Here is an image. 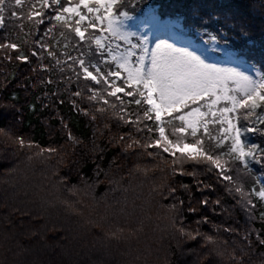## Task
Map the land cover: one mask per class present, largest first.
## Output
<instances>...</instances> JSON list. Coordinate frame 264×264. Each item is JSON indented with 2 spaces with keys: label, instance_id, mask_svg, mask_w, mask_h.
I'll return each instance as SVG.
<instances>
[{
  "label": "trees",
  "instance_id": "obj_1",
  "mask_svg": "<svg viewBox=\"0 0 264 264\" xmlns=\"http://www.w3.org/2000/svg\"><path fill=\"white\" fill-rule=\"evenodd\" d=\"M14 2L5 0L0 44H19L28 61L16 59L12 49L0 48V264H240L241 260L243 264H264V245L260 243L264 239V199L259 196L264 189L260 151L264 150V102L251 114L244 110L228 114L242 129H255L242 136L245 150L259 146L253 150L256 159L248 157L245 167V162L228 154L232 133L227 134L217 151H223V159L231 162L229 174L234 183H229L216 169L208 171L206 165L188 159L181 163L178 149L165 153L155 145L160 138L158 124L174 141L173 128L180 125L174 117L198 105L163 113L157 122L144 116L146 103H130L133 98L123 92L117 93L120 99L110 96L108 92L114 88L96 85L90 78L93 89L82 86L84 76L72 69L73 60L83 52L77 53L78 43L69 35L73 32L47 15L42 23L38 17L29 19V13L40 10L38 0H21V5ZM193 2L142 0L137 11L146 4ZM222 2L240 6L249 14L254 25L249 55L259 67L264 63V0ZM77 3L71 0V6ZM90 6L104 14V4L90 0ZM81 11L95 18L87 9ZM65 15L75 25L78 17ZM164 18L176 23L175 17ZM106 24L97 22L95 29L87 22L81 25L87 28V35L100 37L106 45L97 50L91 44L103 55H89L104 73L116 70L111 56H119L127 48L100 32ZM182 27L183 21L177 30ZM32 52L37 55L32 57ZM110 80L124 87V92L131 91L122 78ZM76 92L80 95H74ZM94 92L95 98H90ZM226 104L222 100L212 108L217 117L209 113L201 118L218 137L225 136L220 129L228 127L219 122V109ZM200 110L208 113L207 106ZM198 136L207 140L202 127ZM185 142H193L190 129L184 134ZM147 144L153 146H143ZM49 148L55 151L49 152ZM42 171L48 177L43 184L39 181ZM237 187L243 195L235 191ZM204 200H208L207 206ZM136 225L142 228L137 238ZM181 227L182 233L178 231Z\"/></svg>",
  "mask_w": 264,
  "mask_h": 264
},
{
  "label": "snow or ice",
  "instance_id": "obj_2",
  "mask_svg": "<svg viewBox=\"0 0 264 264\" xmlns=\"http://www.w3.org/2000/svg\"><path fill=\"white\" fill-rule=\"evenodd\" d=\"M91 2L96 5L104 4V14L100 15L99 8L90 6V0H78L76 6H71V0H38L40 10L29 13L28 18L38 17L42 23L43 17L47 15L50 20L61 22L63 27L74 32L75 36L79 37L81 47L87 41L89 45L94 43L97 50L104 49L106 45L98 36L86 37L87 28H82L81 25L87 22L88 27L95 29L97 22L107 21L106 29L109 35L118 38L127 45V48L119 56H111L116 70L106 73L102 72L99 64L94 63L92 56L82 53L87 59L80 58L74 62L79 64L84 79L90 78L96 85L103 83L114 88L108 95L117 99H120L117 93L123 92L125 96L133 98L130 103L134 102L138 106L146 103L148 108L144 110V116L149 120L154 117L157 122L161 121L162 113L171 114L179 112L181 108L188 109L190 104L198 105L185 114L174 117L180 121V125L173 128V135L176 137L174 141L167 138L165 127L158 124L160 138L155 141V145L163 148L165 153L173 148L178 149L181 155L177 160L181 163L188 159L195 161L196 164H204L208 171L218 170L217 175L222 180L234 183L233 177L229 174L231 162L223 159L225 156L223 151H217L228 138L227 134L232 133L228 154L232 155L234 160L245 162V167L248 157L256 159V152L253 150L259 149V146L251 145L248 151L245 150L242 136L244 132L255 129H242L228 119V114L239 110L251 114L264 102V63L257 67L250 59L249 53L254 44L251 34L254 25L249 22L247 11L240 6L225 4L222 0L219 3L216 0L210 2L194 0L190 4L172 3L156 7L146 4L139 11L137 9L142 0H107V3L105 0H91ZM15 4L21 5V0H15ZM114 6L117 7L114 9ZM81 8L87 9L95 18L90 19L82 14ZM45 9L50 11L46 12ZM5 10V0H0V26L4 23ZM10 14L17 15L15 11H10ZM65 14L78 17L74 21L75 27L69 24V17ZM164 17H175L176 23ZM181 21L183 27L177 30ZM60 35L65 34L61 32ZM0 48L12 49L17 53L16 59L28 61V56L15 42L0 44ZM89 52H93V55H103V52H95L91 47ZM32 55L36 56L37 53L32 52ZM48 55L56 59L54 52L49 51ZM56 63L59 64V60ZM90 69H94L97 75ZM121 73L124 74L123 77ZM110 78H122L131 91L124 92V89L117 87ZM74 95L79 96L80 93L76 92ZM95 95L94 92L90 98H95ZM137 96L140 99H137ZM222 100L227 104L219 109V122L221 125L227 123L228 127H222L220 131L226 135L218 137L209 132L207 122L201 118L209 113L212 117H217V112L212 111V108ZM200 101L204 104L199 105ZM104 103L108 101L105 100ZM203 106H207L208 113L201 112L200 108ZM127 122L134 123L131 120ZM200 127L203 128L207 140L198 136ZM189 129L193 142L183 143L184 134ZM148 131L152 129L149 128ZM69 139L72 137L69 136ZM138 143L139 141L133 142ZM20 144H24L23 139L20 140ZM187 148L193 149L194 152L185 153L184 149ZM48 151L53 152L55 149L49 148ZM260 151L261 157L264 158V150ZM172 155L175 156V152H172ZM177 160H173V164H176ZM235 191L243 195L241 187H237ZM259 196L264 199V189L259 191ZM202 203L207 206L209 202L204 200ZM215 203L219 205L220 201L217 200ZM178 231L182 233L183 227ZM260 243L264 245V239H261ZM240 264H243V260Z\"/></svg>",
  "mask_w": 264,
  "mask_h": 264
},
{
  "label": "rangeland",
  "instance_id": "obj_3",
  "mask_svg": "<svg viewBox=\"0 0 264 264\" xmlns=\"http://www.w3.org/2000/svg\"><path fill=\"white\" fill-rule=\"evenodd\" d=\"M15 3V2H14ZM73 27H75V25H73ZM61 30H63V29H61ZM100 32L101 33H103L104 35H105V37L106 38H110V39H118V38H115L114 36H111V35H109V32L107 31V29L105 28V29H102V30H100ZM73 34L74 35H71V34H69L72 38H74L76 41H77V43H78V46H77V53H79L80 51H83L82 53H86L87 54V56H89V55H91V53L92 52H89V47H91V45H89L88 43H87V41H85V43H84V45H83V47H81L80 46V42H79V37H76L75 36V33L73 32ZM88 35L86 34V37H87ZM87 56H80V58H86L87 59ZM32 57H35V56H33L32 55ZM79 58V56L78 57H76L74 60H73V68L72 69H75V70H77L80 74H81V76H84L83 75V73H82V70L80 69V66H79V64L78 63H76V62H74V61H76V60H78V59H80ZM94 74V73H93ZM81 80H82V86H84V87H87V86H89V87H91V89H93V85H92V82H90V79H87V80H85L84 78H82L81 77ZM47 172V171H46ZM46 172H44V171H42L41 172V174L40 173H38V174H40L39 176V178H40V182L43 184V181L45 182V180H47V176L45 175L46 174ZM45 176V177H44ZM38 178V179H39ZM38 182V181H37ZM36 182V183H37ZM47 183H50V182H47ZM149 187V185H147V184H141V187ZM53 186H51L50 187V192L53 190ZM141 193H142V191H141ZM136 227V229L139 227V226H135ZM142 230V228L141 229H137V232H136V235H135V238H137V237H139L141 234H140V231ZM138 258V256H135L134 257V261H136V259ZM138 264V263H137Z\"/></svg>",
  "mask_w": 264,
  "mask_h": 264
}]
</instances>
